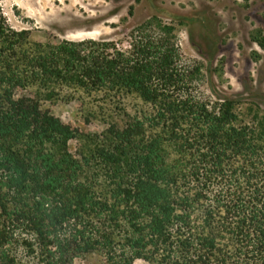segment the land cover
<instances>
[{
  "label": "trees",
  "instance_id": "obj_1",
  "mask_svg": "<svg viewBox=\"0 0 264 264\" xmlns=\"http://www.w3.org/2000/svg\"><path fill=\"white\" fill-rule=\"evenodd\" d=\"M128 44L33 42L0 0V264H264V110L242 124L235 100L203 97L158 17ZM31 81L104 93L125 118L77 156L79 129L17 96ZM131 94L152 112L129 114Z\"/></svg>",
  "mask_w": 264,
  "mask_h": 264
},
{
  "label": "rangeland",
  "instance_id": "obj_2",
  "mask_svg": "<svg viewBox=\"0 0 264 264\" xmlns=\"http://www.w3.org/2000/svg\"><path fill=\"white\" fill-rule=\"evenodd\" d=\"M2 6L14 29L29 31L33 42L53 44L104 39L128 48L130 31L158 17L175 27L183 61L201 68L203 97L235 100L242 124L264 110V0H2ZM22 95L35 97L43 109L79 129L69 144L77 156L94 148L114 116L125 118L104 93L90 95L74 85L31 81L18 89ZM123 102L131 115L152 112L137 95ZM165 152L170 162L177 158L169 143ZM98 260L90 255L78 264ZM134 264L150 263L136 259Z\"/></svg>",
  "mask_w": 264,
  "mask_h": 264
}]
</instances>
